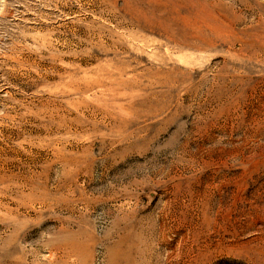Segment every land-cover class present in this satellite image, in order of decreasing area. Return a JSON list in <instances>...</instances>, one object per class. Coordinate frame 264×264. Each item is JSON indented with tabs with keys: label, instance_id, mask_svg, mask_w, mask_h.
<instances>
[{
	"label": "rangeland",
	"instance_id": "obj_1",
	"mask_svg": "<svg viewBox=\"0 0 264 264\" xmlns=\"http://www.w3.org/2000/svg\"><path fill=\"white\" fill-rule=\"evenodd\" d=\"M255 262L264 0H0V264Z\"/></svg>",
	"mask_w": 264,
	"mask_h": 264
},
{
	"label": "bare ground",
	"instance_id": "obj_2",
	"mask_svg": "<svg viewBox=\"0 0 264 264\" xmlns=\"http://www.w3.org/2000/svg\"><path fill=\"white\" fill-rule=\"evenodd\" d=\"M240 242H241V240L239 239V240H238V245L240 244ZM213 245H215V244H213ZM231 246H234V245H225L226 248H229V247H231ZM219 247H220L219 244L216 245L215 250H217ZM255 261H256V260H255ZM254 264H258V263L255 262Z\"/></svg>",
	"mask_w": 264,
	"mask_h": 264
}]
</instances>
